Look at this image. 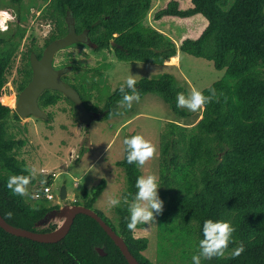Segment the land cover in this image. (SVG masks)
Wrapping results in <instances>:
<instances>
[{"label":"trees","instance_id":"trees-1","mask_svg":"<svg viewBox=\"0 0 264 264\" xmlns=\"http://www.w3.org/2000/svg\"><path fill=\"white\" fill-rule=\"evenodd\" d=\"M12 1L21 3V0ZM46 1L40 16L51 23L52 29L41 51L67 33L66 20L70 18L75 32L87 31L95 47L77 43L66 49L82 46L92 54L112 50L119 61L158 66H163L180 52L209 61L216 70L225 71L222 80L201 91L207 96L208 90L214 88L218 101L207 104L193 126L167 122L160 134L158 195L164 202V210L157 218L158 237L161 242L168 240L172 246L179 247L181 258L192 264L191 258L197 254L199 241L203 238V222L207 219L225 221L236 229L232 237L234 242L229 244L223 257L202 259L201 264H264V0H190L191 6L187 9H181L178 1H170L154 14L155 21L162 17L186 19L201 15L207 22L197 38H185L178 47L162 32L144 26L152 0ZM16 20L15 37L21 40L25 31L18 23L23 22L25 16L17 12ZM111 42L115 47H111ZM18 46L19 43H13L10 37L0 39V96ZM40 50L30 47L21 54L17 79L13 81L17 93L31 77L30 53L38 57ZM57 67L85 72L75 61H70L69 56ZM94 73L100 75L99 69ZM81 79L72 87L86 108L98 82L86 76ZM136 87L140 99L148 93L156 94L174 114L181 118L188 116L176 106L180 89L173 75L163 73L154 79H141ZM119 89L116 88L104 104L105 119L121 113ZM7 98L2 99L6 105L0 102V215L13 227L50 232L57 228L55 224L46 227H37V224L59 206L50 205L43 198L32 206L6 187L9 176L29 174L24 171L28 169L25 162L18 159V152L25 142L9 133L8 120L17 121L19 117L7 106ZM61 100L68 101L75 112L73 103L57 91H44L38 104L46 110ZM125 157L124 152L123 159L116 163L126 180L121 199L136 193L135 182L141 176L138 165L128 164ZM105 186V180L91 191L82 186L80 200L72 206L82 205L96 212L124 240L139 264H153L143 255L148 240L137 238L134 232L127 230L125 218L129 213L123 202L115 208L117 225L94 208ZM9 212L12 213L10 219ZM142 226L138 225V228ZM241 244L244 252L233 258V250ZM96 247L101 248L105 256H100ZM158 247L165 256L168 254L163 244ZM0 264L128 263L94 219L78 214L67 235L57 243H37L0 228Z\"/></svg>","mask_w":264,"mask_h":264},{"label":"rangeland","instance_id":"rangeland-1","mask_svg":"<svg viewBox=\"0 0 264 264\" xmlns=\"http://www.w3.org/2000/svg\"><path fill=\"white\" fill-rule=\"evenodd\" d=\"M170 1L172 0H152L151 9L143 21L144 26L154 27V29L161 27L171 33L173 30L176 31L175 23L181 25V21L185 19L162 17L155 21L153 18L154 14L164 9ZM175 1L183 4L181 9L191 6L190 0ZM46 3V0H21L20 4L12 0H0V39L5 37L7 40L10 37L13 43H19L14 64L7 76L8 86H5L6 97L8 96L7 106L12 109L18 96L13 81L17 79L16 69L20 65V56L30 47H34L36 51L40 50L52 29L51 23L40 16ZM17 12L25 16V20L18 23L20 29L25 31L21 40L15 37L18 31L16 28ZM191 18L193 23L203 24L201 25L202 31L206 26V20L201 15ZM158 21H161L162 25H159ZM32 38H34L33 41ZM174 40L178 41L176 38ZM66 56H69L70 61H75L85 72H68L63 77V81L71 86L78 85L84 76L97 81V88L91 91L86 109L102 116L97 120H92L86 127L77 119L72 105L66 100H61L55 106L45 110V113L51 116L47 120L33 117L17 121L8 120L9 133L25 142L24 147L18 152V159L23 160L28 169L34 166L38 170L37 178L28 186L30 195L24 198L34 206L38 203V199L33 198L34 194L40 192L43 186L48 185L56 201L50 205H58L59 209L49 213L37 224V227H46L50 224L60 227L65 221L67 210L76 200H80V188L84 186L91 191L101 180H105V189L94 204V208L117 225L118 217L115 208L109 211L106 200L108 196L121 198V193L126 188L123 170L116 164L123 159V140L140 135L155 146L156 153L153 158L143 167H138L141 176L149 174L158 176L160 134L164 125L167 122H174L181 126L191 127L200 118L202 110L191 112L186 108H180L188 115L181 118L172 112L161 97L148 93L139 102H133L131 109L119 106L120 115L105 119L103 107L108 96L116 88L125 84L129 75L137 76L138 82L141 79H154L163 73H168L176 79L180 89L179 93L187 97L194 88L203 91L213 83L222 80L225 77V71H218L211 62L185 53H181L180 66L177 70L141 62H122L115 59L112 50L92 54L82 46H75L57 53L53 66L60 65ZM95 69H99L100 75L94 73ZM41 178H46V181H50L49 184L41 185L39 182ZM63 185L66 188L67 198L61 201L59 193ZM145 227L148 231L142 230ZM158 235V221L156 225H143L134 232L135 237H144L148 240L147 249L143 253L146 258L153 264H189L188 260L181 258L179 247L172 246L168 240L161 242ZM159 244L167 248L166 256L160 251Z\"/></svg>","mask_w":264,"mask_h":264},{"label":"clouds","instance_id":"clouds-1","mask_svg":"<svg viewBox=\"0 0 264 264\" xmlns=\"http://www.w3.org/2000/svg\"><path fill=\"white\" fill-rule=\"evenodd\" d=\"M137 76L129 75L125 84L120 86L122 99L118 101L121 108L131 109L133 102H139L140 93L136 87ZM209 95H204L195 88L191 90L189 96L183 93H177V108H186L191 112L204 109L207 104L213 100L218 101V95L214 88H210ZM124 152L126 153V161L128 164H136L143 167L147 161L153 158L156 153L154 145L146 141L142 136L135 135L123 140ZM28 175H11L9 176L6 187L13 195L25 197L29 196L28 186L37 178V168L31 167L25 169ZM159 178L154 174L147 176H139L135 182L136 193H129L121 198L108 196L106 200L107 209L110 211L117 208L123 202L127 206L129 215L126 219V227L129 232H136L138 225H156V217L162 215L164 210V202L158 195ZM41 185L47 183L46 178L39 180ZM131 197V199H129ZM36 198V197H33ZM8 218L12 217V213H7ZM143 231H148L145 227ZM235 228L225 221H213L207 219L202 225L203 238L199 241L198 252L192 256V264H201L203 260H211L213 258L223 257L230 243H233V233ZM243 244L235 248L232 257H238L244 252Z\"/></svg>","mask_w":264,"mask_h":264},{"label":"water","instance_id":"water-1","mask_svg":"<svg viewBox=\"0 0 264 264\" xmlns=\"http://www.w3.org/2000/svg\"><path fill=\"white\" fill-rule=\"evenodd\" d=\"M67 33L59 39L50 42L42 52L40 58L34 53L30 54V66L32 70V77L30 82L24 87L17 97V101L14 105L13 111L20 119L33 117L35 119L46 120L48 118L45 111L38 106V98L46 90L57 91L61 93L65 98L69 99L75 108L76 117L82 123L89 125L90 120H97L100 115L94 112L88 111L78 92L68 83L61 80V76L71 70V67L62 69L53 68V59L56 53L59 51L77 43L93 46L91 43L88 32L83 31L78 34L75 32L72 19L67 18ZM114 45V43H112ZM67 198L65 186H61L59 199L64 201ZM65 221L60 227L55 230L39 233L28 231L21 228H16L9 225L0 215V228L6 233L16 237L29 239L37 243H57L61 241L69 232L71 225L78 214L86 215L94 219L108 237L113 241L114 245L122 253L123 257L128 264H139L136 258L128 250L124 240L117 235L112 228L106 224V222L93 210L86 208L82 205L71 206L66 212ZM96 252L100 256H105V252L99 248H95Z\"/></svg>","mask_w":264,"mask_h":264},{"label":"crops","instance_id":"crops-1","mask_svg":"<svg viewBox=\"0 0 264 264\" xmlns=\"http://www.w3.org/2000/svg\"><path fill=\"white\" fill-rule=\"evenodd\" d=\"M180 7L182 8V5L179 1ZM186 18L185 20L181 21V25L178 23H175L177 26L176 31L173 30V33L168 32L167 30L161 29V27H155L156 30L162 32L163 34H165L166 36H168L170 39H172L176 46L178 47L179 41H182L185 38H197L200 34H201V25L203 26V24H201L199 22V24H197L196 22L193 23V19H189ZM159 25H162L161 21L157 22ZM154 28V27H152ZM205 28V27H204ZM203 28V29H204ZM175 32V33H174ZM178 39V41H175L174 39ZM180 58H181V53L178 52L177 55L173 58H171L169 61H166L164 63V65L162 66L163 68H174V69H179L180 66Z\"/></svg>","mask_w":264,"mask_h":264},{"label":"built area","instance_id":"built-area-1","mask_svg":"<svg viewBox=\"0 0 264 264\" xmlns=\"http://www.w3.org/2000/svg\"><path fill=\"white\" fill-rule=\"evenodd\" d=\"M1 13H3V11H1ZM5 86H8L7 83H6ZM5 97H6V92H5V87H4L3 88V93L0 96V102L2 104H4L3 101H2V99L5 98ZM34 197H36V199H41V198L46 199L49 203L56 202L55 199H54L53 194L51 193V189H50V187L48 185L43 186V188H42V190L40 192H37V193L34 194Z\"/></svg>","mask_w":264,"mask_h":264},{"label":"flooded vegetation","instance_id":"flooded-vegetation-1","mask_svg":"<svg viewBox=\"0 0 264 264\" xmlns=\"http://www.w3.org/2000/svg\"><path fill=\"white\" fill-rule=\"evenodd\" d=\"M67 30H68V28H67ZM81 33H82V32H81ZM79 34H80V33H79ZM112 43H113V42H111V47H115V44L112 45ZM84 45H86V44H84ZM86 46H88V47H90V48H94V47H95L94 45H93L92 47L89 46V45H86ZM44 49H45V48L42 49L40 56H38L37 58H40V57H41L42 52H43ZM65 49H66V48H65ZM65 49H63V50H65ZM63 50H61V51H63ZM61 51H59V52H61ZM59 52H58V53H59ZM30 54H31V53H30ZM34 54H35V53H34ZM56 54H57V53H56ZM35 55H36V54H35ZM54 57H55V56H54ZM29 60H30V56H29ZM53 60H54V59H53ZM30 67H31V66H30ZM53 68H54V69H62V68H66V67H57V66H53ZM17 69H18V68H17ZM17 69H16V74H17ZM71 71H72V68H71V70H70L69 72H71ZM67 73H68V72H67ZM65 74H66V73H65ZM65 74H63V75L61 76V80H62V81H63V77L65 76ZM31 77H32V70H31ZM31 77H30V80H31ZM30 80H29V82H30ZM29 82H28V83H29ZM64 82H65V81H64ZM28 83H27V84H28ZM66 83H67V82H66ZM23 89H24V88H23ZM23 89H22V90H23ZM20 92H21V91H20ZM20 92H19V93L16 92V93L19 95ZM17 97H18V96H17ZM38 99H39V98H38ZM16 101H17V99H16ZM15 103H16V102H15ZM38 106H39V104H38ZM39 107H40V106H39ZM41 109H42V108H41ZM42 110L45 111L44 109H42ZM87 110H88V109H87ZM88 111H89V110H88ZM90 112H93V111H90ZM46 114H47V113H46ZM99 115L102 116L101 114H99ZM47 116H48V114H47ZM30 117H31V116H30ZM28 118H29V117H28ZM19 119H20V118H19ZM47 119H48V118H47ZM47 119H46V120H47ZM91 121H92V120H90V122H91ZM90 122H89V124H90ZM83 124H84L86 127L89 126V125L87 126L86 123H83Z\"/></svg>","mask_w":264,"mask_h":264}]
</instances>
